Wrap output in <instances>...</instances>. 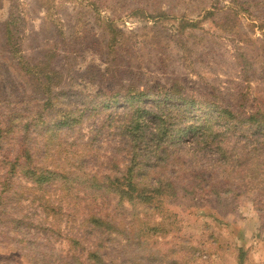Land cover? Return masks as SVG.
I'll use <instances>...</instances> for the list:
<instances>
[{"label": "rangeland", "instance_id": "374dc122", "mask_svg": "<svg viewBox=\"0 0 264 264\" xmlns=\"http://www.w3.org/2000/svg\"><path fill=\"white\" fill-rule=\"evenodd\" d=\"M232 1L0 0V126L9 111H31L39 99L35 83L17 69L20 56L33 65L48 55L62 75L60 90L76 96L132 86L175 99L209 98L237 115L264 113V0H237L248 14L226 25ZM129 108L119 103L110 118V111L85 114L61 131L69 149L84 153L89 175L127 166L130 147L118 127ZM170 147L151 172L153 179H176L175 192L150 210L113 195L87 202L84 190L65 195L56 182L35 189L18 171L6 172L0 153V193L6 176L12 195L0 200V264H92L95 253L97 264H264V188L251 183L259 176L229 170L191 135ZM252 147L236 148L249 151L242 158L248 169L264 165ZM15 149L4 146L5 156ZM90 217L108 227L92 229Z\"/></svg>", "mask_w": 264, "mask_h": 264}, {"label": "trees", "instance_id": "16d2710c", "mask_svg": "<svg viewBox=\"0 0 264 264\" xmlns=\"http://www.w3.org/2000/svg\"><path fill=\"white\" fill-rule=\"evenodd\" d=\"M231 4L226 8L223 19L226 25L231 17L248 14L245 4L237 0ZM17 60L19 73L35 83L39 99L31 111L19 113L15 110L5 115V122L0 126V153L6 161V172L13 175L18 171L34 184L35 189H44L56 182L65 195L77 197V191L84 190L87 202H95L102 195H113L120 204L126 202L131 206H143L146 210L154 209L158 198L174 194L176 179H153L151 170L167 160L172 150L169 145L189 135L202 151L218 154V160L225 166L227 164L229 170L243 172L244 176L248 172L259 176L251 183L264 188V174L261 172L264 165L258 162L248 169L249 161L242 160L252 145L253 154L264 155V113L237 115L209 98L201 102L182 97L175 99L151 91L139 92L132 86L111 94L77 93L76 96L60 90L63 87L62 75L52 68V59L48 55L33 65L25 63L21 56ZM145 97L156 103L144 105L142 100ZM174 102H181L182 106ZM119 103L130 107L127 117L118 127L130 147L128 164L121 172L116 169L113 175L91 176L84 169V153L69 149L68 143L61 139V131L78 125L85 114L89 118L91 114L110 111V118ZM6 145L16 148L12 158L4 154ZM240 145L249 151L246 154L237 151ZM228 146L230 151L233 150V161L231 156L226 157ZM5 179L6 176L1 185L0 200L12 196ZM190 187L191 191L195 188ZM215 196L218 197L219 193ZM89 223L97 231L107 226L96 217H90ZM158 226L151 229L155 231ZM99 249L103 250L100 246ZM100 256L98 253L90 255L93 258L90 262L100 263Z\"/></svg>", "mask_w": 264, "mask_h": 264}]
</instances>
